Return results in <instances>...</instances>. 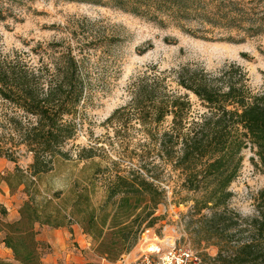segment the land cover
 <instances>
[{"label":"trees","instance_id":"trees-1","mask_svg":"<svg viewBox=\"0 0 264 264\" xmlns=\"http://www.w3.org/2000/svg\"><path fill=\"white\" fill-rule=\"evenodd\" d=\"M117 1L127 12L164 25L157 12L167 13L169 19L187 17L197 13L193 7L200 0ZM173 75L185 95L171 91L163 96L158 79L138 81L134 84L133 105L143 126L151 117L153 125L158 126L167 117L172 119L168 130L156 135L151 130V135L159 158L180 173L183 190L200 195L188 212L190 225L198 236L205 233L206 244L218 250L215 257L204 255L201 264H264V190L251 216L228 207L233 197L230 186L238 177L244 149L255 151L256 166L264 174V90H252L246 71L237 64L223 68L216 76L193 73L187 67ZM89 85V74L72 51L41 65L0 51V99L12 109L10 113L6 110L1 119L12 143L0 145V159L6 157L16 163L19 148L32 154L30 178L20 168L0 177L11 193L24 187L27 196L17 221L0 222L3 243L18 264H43L38 226L59 229L78 225L94 240L96 255L116 264L131 253L140 236L158 220L155 213L165 197L155 183L158 176L154 168L148 170L145 166L142 173L102 176L100 165L92 155L85 154L86 150L78 154V159L86 162L85 168H96V180H75L66 193L57 192V203L54 197L41 193L38 178L52 171L57 159H71L62 148L75 138L77 125L70 117L77 115ZM190 95L207 108V113L187 126ZM97 177L104 179L106 186L101 200L94 202L98 194L89 187L95 185ZM205 210L210 211L209 217L203 215ZM0 215H7L1 202Z\"/></svg>","mask_w":264,"mask_h":264},{"label":"rangeland","instance_id":"rangeland-1","mask_svg":"<svg viewBox=\"0 0 264 264\" xmlns=\"http://www.w3.org/2000/svg\"><path fill=\"white\" fill-rule=\"evenodd\" d=\"M96 1L0 0L4 16L0 19L3 55L11 58L19 55L31 64L41 65L72 51L89 74L86 98L77 115L70 117L77 125L75 138L62 148L71 159H57L53 170L38 178L40 191L45 197H54L57 203V192L66 193L75 180L81 183L96 180V168H85L86 162L78 159L82 150L100 165L102 176L142 173L145 166L148 170L154 168L158 176L155 183L164 192L165 200L155 213L158 220L154 226L140 236L135 248L125 256L128 262L122 264H133L150 252L151 242L162 249L169 238L177 246L191 249L200 260L206 254L215 257L217 248L207 245L203 239L206 234L198 236L190 225L188 212L194 198L200 195L183 190L180 173L159 158L155 137L151 135V130L153 135L168 130L172 119L167 117L158 126L153 125L151 117L149 124L143 126L133 105L134 84L158 79L163 96L171 91L185 95L174 82V71L187 67L193 73L216 76L223 68L237 64L246 71L252 90H264V0H200L193 7L197 13L187 17L169 19L167 13L157 12L164 25L127 12L117 0ZM189 99L192 106L187 126L207 113L194 95ZM6 110L12 111L0 99V145L10 146V131L1 121ZM241 155L243 161L230 186L233 197L228 207L251 216L264 190V174L256 166L258 159L252 148L244 149ZM15 157L16 163L6 157L0 159V177L20 168L30 178L32 154L19 148ZM97 180L89 187L98 194L94 202L101 200L106 186L104 179L97 177ZM23 189L20 187L13 194L7 182L0 179V202L7 209L5 217L0 215V222L19 219L20 207L27 200ZM203 215L209 217L210 211L205 210ZM148 236L154 241L149 239L150 244L141 245L146 252L139 254L136 249ZM3 239L4 233L0 231V243ZM90 239L89 246H81L78 241L62 250L39 241L43 264H102L106 260L96 255L95 242ZM67 256L71 257L69 261ZM73 256L77 257V263L72 262Z\"/></svg>","mask_w":264,"mask_h":264},{"label":"crops","instance_id":"crops-1","mask_svg":"<svg viewBox=\"0 0 264 264\" xmlns=\"http://www.w3.org/2000/svg\"><path fill=\"white\" fill-rule=\"evenodd\" d=\"M37 229H38V231H41V233L39 234V241L41 243H45V244H48L51 246H55V247H57V249H61V250L66 249L67 247L73 246L72 243H75L78 241L80 243H82V244H80L81 246L82 245H85V246L90 245L88 243V240L90 241L91 239L83 233V230L78 225L67 226V227H63V228H59V229H53V228H47V227L40 228L38 226ZM149 239L153 240L150 236H148V238H145V240L142 241L138 247L147 243V241H149ZM173 245H174L173 239L169 238L167 240V245L163 246L162 249L165 250L166 248L172 247ZM158 247H159V245H158ZM137 249H136V252L138 251ZM148 253H152V252H148ZM127 258L128 257H125V259H123L122 261H120L116 264H122V262H128ZM66 259L69 261L71 259V257L67 256ZM0 261L12 263V264H18L14 260L13 252L10 249L6 248L5 244L3 242L0 243ZM46 262H47V260H46ZM72 262L77 263V257L73 256ZM134 262H132V263H134ZM43 263H44V261H43ZM102 264H111V263H109L107 261H103Z\"/></svg>","mask_w":264,"mask_h":264},{"label":"built area","instance_id":"built-area-1","mask_svg":"<svg viewBox=\"0 0 264 264\" xmlns=\"http://www.w3.org/2000/svg\"><path fill=\"white\" fill-rule=\"evenodd\" d=\"M133 264H201V260L191 249L174 244L143 254Z\"/></svg>","mask_w":264,"mask_h":264},{"label":"bare ground","instance_id":"bare-ground-1","mask_svg":"<svg viewBox=\"0 0 264 264\" xmlns=\"http://www.w3.org/2000/svg\"><path fill=\"white\" fill-rule=\"evenodd\" d=\"M149 242H151V240H149ZM146 244H150V243H145L144 245L146 246ZM151 248L149 249L150 250V252H153L157 247L156 246H154V244L151 242ZM146 248L144 247V246H140V247H138V253L139 254H141V253H145L146 251Z\"/></svg>","mask_w":264,"mask_h":264}]
</instances>
